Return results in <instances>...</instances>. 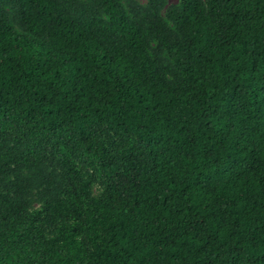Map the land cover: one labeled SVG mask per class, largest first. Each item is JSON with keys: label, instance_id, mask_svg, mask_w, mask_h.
<instances>
[{"label": "trees", "instance_id": "obj_1", "mask_svg": "<svg viewBox=\"0 0 264 264\" xmlns=\"http://www.w3.org/2000/svg\"><path fill=\"white\" fill-rule=\"evenodd\" d=\"M99 1L106 17L0 0V180L40 163L65 179L37 209L0 192V264H264V0L172 6L180 36L154 37L177 83Z\"/></svg>", "mask_w": 264, "mask_h": 264}, {"label": "rangeland", "instance_id": "obj_2", "mask_svg": "<svg viewBox=\"0 0 264 264\" xmlns=\"http://www.w3.org/2000/svg\"><path fill=\"white\" fill-rule=\"evenodd\" d=\"M61 1L67 3L68 0ZM117 2L126 18L137 23L145 31L147 36H149L147 53L157 60V66L162 75L172 83H177L179 79H183L184 75L182 71L175 67L167 51L163 47L157 46V40L154 37L155 31L163 25L162 23L168 28L172 37L180 36L175 23L168 16L170 8L177 5L179 0H117ZM5 10L8 14L9 21L16 29L21 31L23 26L15 9L6 6ZM70 12L77 16L92 13L99 17H106L105 10L101 7L99 0H75V6L70 8ZM173 70L177 71V75L173 74ZM111 145V141L107 142L105 148L108 149ZM88 172V170L84 172L83 177H86ZM25 177L32 180V186L25 189L19 195L14 194L12 183L17 178ZM48 177L53 179L54 184H49ZM64 181L63 171L57 164L40 163L32 167L11 165L0 180V192L9 191L14 199L24 200L28 209H37L44 202L45 189L50 188L54 192H58ZM90 191L91 195L97 197L101 193V187L94 183L91 185ZM62 223V221L58 220L54 224L48 225L46 227L47 235H53L57 227Z\"/></svg>", "mask_w": 264, "mask_h": 264}]
</instances>
